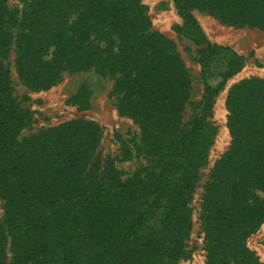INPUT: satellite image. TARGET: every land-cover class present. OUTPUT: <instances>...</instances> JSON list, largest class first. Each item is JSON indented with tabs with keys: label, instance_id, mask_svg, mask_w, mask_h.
<instances>
[{
	"label": "trees",
	"instance_id": "16d2710c",
	"mask_svg": "<svg viewBox=\"0 0 264 264\" xmlns=\"http://www.w3.org/2000/svg\"><path fill=\"white\" fill-rule=\"evenodd\" d=\"M141 1L31 0L17 21L0 0V264H176L186 256L191 193L216 129L204 106L184 123L189 78L172 42L150 31ZM172 2L184 34L202 46L203 74L220 79L205 87L209 99L242 64L209 44L190 12L264 30V0ZM11 47L18 79L31 90L51 88L63 72L115 77L116 107L138 126L149 167L122 180L112 160H100L102 133L91 121L19 140L31 118L10 89ZM70 101L87 107L84 95ZM225 107L231 141L200 202L204 264H264L245 246L264 224V81L235 85Z\"/></svg>",
	"mask_w": 264,
	"mask_h": 264
},
{
	"label": "rangeland",
	"instance_id": "374dc122",
	"mask_svg": "<svg viewBox=\"0 0 264 264\" xmlns=\"http://www.w3.org/2000/svg\"><path fill=\"white\" fill-rule=\"evenodd\" d=\"M31 0H5V11L17 21ZM150 31L166 37L174 45L190 81V97L183 112L187 124L205 107L206 120L215 127L216 134L208 151L207 161L199 170V178L191 193V228L185 240L186 256L176 264H204L205 249L203 231L199 221L200 202L203 186L208 180L210 170L217 159L229 147L231 137L228 132L225 101L229 90L246 80L264 81V30L234 28L221 24L205 11L192 10L191 16L202 31L206 41L226 49L240 59L242 67L229 78L217 93L209 99L204 98L206 86L217 88L220 79L203 74L199 64L197 46L182 31L183 20L172 0H142ZM12 26H17L15 23ZM14 27V28H15ZM5 60V69L18 107L30 115V124L20 132L19 140L38 131L51 128L64 122L85 120L94 122L101 129L102 137L97 152L102 161L112 160L122 180L129 178L136 169L149 167L150 160L139 151V129L134 121L121 114L116 107L113 94L115 77H101L93 70L82 72H63L55 84L46 90H31L18 79L14 67L13 47ZM227 51L220 54L225 55ZM84 95L87 107L81 109L72 103V98ZM207 100V103L203 100ZM119 138V141H118ZM128 149L129 158L122 159L120 147ZM3 217V203L0 201V219ZM245 246L260 263H264V224L245 242ZM9 257V253H8Z\"/></svg>",
	"mask_w": 264,
	"mask_h": 264
}]
</instances>
